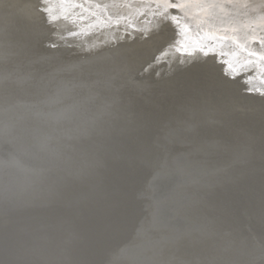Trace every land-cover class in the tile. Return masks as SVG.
Returning a JSON list of instances; mask_svg holds the SVG:
<instances>
[{"label":"bare ground","instance_id":"bare-ground-1","mask_svg":"<svg viewBox=\"0 0 264 264\" xmlns=\"http://www.w3.org/2000/svg\"><path fill=\"white\" fill-rule=\"evenodd\" d=\"M39 3L0 0V264H264V60Z\"/></svg>","mask_w":264,"mask_h":264},{"label":"snow or ice","instance_id":"snow-or-ice-1","mask_svg":"<svg viewBox=\"0 0 264 264\" xmlns=\"http://www.w3.org/2000/svg\"><path fill=\"white\" fill-rule=\"evenodd\" d=\"M53 2L54 0H40L37 5V10L47 16L49 23L52 22L50 5ZM55 2L80 7L76 0ZM119 2L125 3L126 0ZM136 3L140 6L137 7L139 14L146 15L140 10L141 7L146 8L149 10L147 14L159 17L160 21L170 20L178 26V30L180 26L178 17L182 15L185 21L183 30L188 31L190 35L192 23H195L197 28L204 23L215 38L231 40L246 50L249 56L264 60V0H136ZM113 18L118 19L113 16L107 17L109 20ZM214 22L228 26L214 29ZM217 32H223L224 35L217 36ZM229 32L232 33L231 36L227 35ZM250 43H258L259 47L246 48L245 46ZM52 46L55 47L54 44ZM178 51H183V48Z\"/></svg>","mask_w":264,"mask_h":264},{"label":"water","instance_id":"water-1","mask_svg":"<svg viewBox=\"0 0 264 264\" xmlns=\"http://www.w3.org/2000/svg\"><path fill=\"white\" fill-rule=\"evenodd\" d=\"M180 19V26H179V30H178V26L175 24V27L176 29L180 32V33H187L188 31H184L183 30V27H184V24H185V21H184V18L182 15H180L178 17ZM173 23V22H172ZM214 29H219V27H217L216 23H214ZM191 30H193V32L197 33V34H207V35H211L209 33V30H208V27L206 24L204 23H201L200 24V27L197 28L196 24L195 23H192L191 24ZM221 33V32H220Z\"/></svg>","mask_w":264,"mask_h":264}]
</instances>
